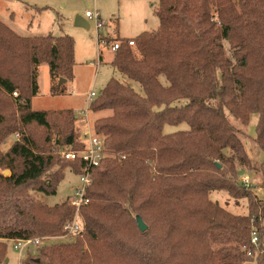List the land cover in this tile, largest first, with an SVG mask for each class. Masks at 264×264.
<instances>
[{
    "label": "trees",
    "instance_id": "obj_1",
    "mask_svg": "<svg viewBox=\"0 0 264 264\" xmlns=\"http://www.w3.org/2000/svg\"><path fill=\"white\" fill-rule=\"evenodd\" d=\"M153 13L155 32L112 43L111 66L142 95L110 78L87 108L108 115L92 125L106 157L91 170L82 232L37 247L25 264H264V0H157ZM73 51L66 34L22 36L0 20V146L18 136L0 150V264L7 242L59 237L75 214L67 200L49 207L30 194L54 195L66 168H82L61 157L82 148L75 112L32 108L38 67L53 83L70 81ZM253 116L249 138L232 121L247 128ZM179 123L189 129L162 133ZM247 139L262 162L249 157ZM239 170L256 174L261 197ZM211 191L245 200L246 213L219 206Z\"/></svg>",
    "mask_w": 264,
    "mask_h": 264
},
{
    "label": "rangeland",
    "instance_id": "obj_2",
    "mask_svg": "<svg viewBox=\"0 0 264 264\" xmlns=\"http://www.w3.org/2000/svg\"><path fill=\"white\" fill-rule=\"evenodd\" d=\"M156 5L157 0H0V18L6 20L8 24L12 23L14 30L19 34L28 33V35L45 36L51 33L56 37L66 34L74 40L73 79L63 84H59V80L53 83L47 65H40L37 69L39 93L32 98L33 109L41 111L71 109L75 112V116L84 117L83 125L88 121L92 128L95 119L107 116L108 113L99 112L94 115L88 112L87 97L91 92L98 94L110 78L116 79L125 86H131L135 92L142 95V89L138 83L129 80L126 76L124 77L111 66L110 63L114 55L111 45L114 40L120 39L119 36L130 39L142 32H155L158 27V19L153 13ZM39 8L43 9L39 10ZM87 12L98 17L102 29H96L94 19L91 21L84 17ZM11 14L13 15L12 22L9 21ZM76 16L88 23L89 28L87 30L75 26ZM117 31L119 36H117ZM103 32L106 33V39H101ZM222 45L227 56L230 57L231 51L227 43L223 41ZM161 81L164 82L163 79ZM53 84L59 87V92L56 94L51 92ZM255 121L256 116H253L247 128L240 126L238 122L232 121V123L245 131L247 136L251 138L255 133ZM74 128L75 131L79 132L75 124ZM162 129L164 135H172L180 131H187L189 128L185 123H179L174 126L164 125ZM17 138L16 135L9 137L2 143L0 150L5 151ZM246 142L249 157L253 162H262V153L259 152L256 145L251 142V139H247ZM260 153L261 156H259ZM257 163L256 165H258ZM239 174V180L242 177H248L250 184L254 186V192L258 196L262 195V192L256 187L255 173L239 170ZM79 184L80 180L77 175L73 174L70 168H66L64 180L57 187L54 195L45 196L37 192L30 194L51 207L72 197L73 187ZM209 197L232 214L242 215L246 213L247 205L243 199L236 201L225 192L220 191H211ZM71 240L73 239L52 238L43 240L41 243L51 245L52 243H67ZM7 244L5 259L8 261H4L2 264H25L26 257L36 254L37 247L22 250L19 253V251L14 250L11 242H7ZM244 264H255V262L249 261Z\"/></svg>",
    "mask_w": 264,
    "mask_h": 264
},
{
    "label": "built area",
    "instance_id": "obj_3",
    "mask_svg": "<svg viewBox=\"0 0 264 264\" xmlns=\"http://www.w3.org/2000/svg\"><path fill=\"white\" fill-rule=\"evenodd\" d=\"M88 20L96 21V29H102V25L98 21V17L95 16L93 13H85L84 16ZM106 33L103 32L101 39H106ZM100 39V38H99ZM118 43H114L111 45V50L115 51L118 48ZM129 46H134L133 40L128 41ZM16 93L13 94L16 97ZM98 94L91 92L87 97L88 105L94 100V98ZM87 105V108H88ZM86 115V114H85ZM78 143L81 145L80 151H75L72 149H66L65 151L61 152V157L67 159L69 161H79L82 163V168L80 173L77 175L78 179L80 180V184L76 187H73V196L70 197L67 201L68 203L74 208L75 214L71 219H68L62 226V234L59 239H67L73 238L76 235H79L82 232L83 226L79 217V209L82 205L88 203V198L86 197V189L89 187L91 183V170L96 168L102 159L106 157L105 147L103 146V139L92 131V128L89 126L88 121L78 130ZM241 182L243 186L250 187L251 184L249 182L248 177H242ZM43 240H50L48 238L41 239H20L17 241H10L13 244V248L16 251L21 253L22 250H29L30 248H36L43 246L41 243ZM257 236L252 234V244H256Z\"/></svg>",
    "mask_w": 264,
    "mask_h": 264
},
{
    "label": "water",
    "instance_id": "obj_4",
    "mask_svg": "<svg viewBox=\"0 0 264 264\" xmlns=\"http://www.w3.org/2000/svg\"><path fill=\"white\" fill-rule=\"evenodd\" d=\"M74 21H75V26L76 27L77 26L78 27H82V28H84L86 30L89 28L88 23L85 20H83L81 17H79V16H76ZM64 82H65V79H60L59 80V84H63ZM217 167L219 168V166H217ZM3 175L8 176L9 175V171L8 170H4L3 171ZM135 220H136V224H138V227H139L140 231L144 232L146 230L147 226L142 222L140 217H136ZM5 261L7 262L8 259H5Z\"/></svg>",
    "mask_w": 264,
    "mask_h": 264
},
{
    "label": "crops",
    "instance_id": "obj_5",
    "mask_svg": "<svg viewBox=\"0 0 264 264\" xmlns=\"http://www.w3.org/2000/svg\"><path fill=\"white\" fill-rule=\"evenodd\" d=\"M43 9V8H42ZM42 9H40L39 8V10H42ZM45 9H47V8H45ZM12 14L9 16V21L10 22H12L13 21V19H12ZM0 20L3 22V23H5V24H7L13 31H15L14 30V28H13V26H12V23H10V24H8L7 23V21L6 20H4V19H1L0 18ZM117 30H118V27H117ZM16 33H18L17 31H15ZM19 34V33H18ZM19 35H21V34H19ZM22 36H28V37H30V36H37V35H34V34H29L28 35V33H26V34H23ZM117 36H119V34H118V31H117ZM139 36V35H138ZM137 37V36H136ZM135 37V38H136ZM119 38L120 39H122L120 36H119ZM124 39V38H123ZM130 39H133V38H130ZM113 52V51H112ZM67 80H65V82H66ZM107 83V82H106ZM32 108H33V105H32ZM84 117L82 116V117H76V122H75V125H76V127H77V129L79 130L82 126H84L83 125V123H84V119H83ZM259 156H261V153H260V155ZM257 196H258V194H257ZM259 197H261V196H259Z\"/></svg>",
    "mask_w": 264,
    "mask_h": 264
}]
</instances>
